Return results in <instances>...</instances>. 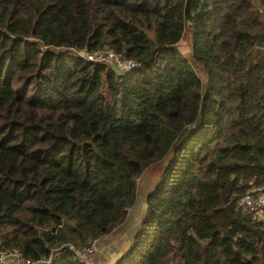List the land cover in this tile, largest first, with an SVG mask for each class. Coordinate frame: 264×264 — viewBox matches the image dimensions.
<instances>
[{
    "label": "trees",
    "instance_id": "16d2710c",
    "mask_svg": "<svg viewBox=\"0 0 264 264\" xmlns=\"http://www.w3.org/2000/svg\"><path fill=\"white\" fill-rule=\"evenodd\" d=\"M162 159L108 264H264V0H0V252L91 264Z\"/></svg>",
    "mask_w": 264,
    "mask_h": 264
},
{
    "label": "built area",
    "instance_id": "2783aa9c",
    "mask_svg": "<svg viewBox=\"0 0 264 264\" xmlns=\"http://www.w3.org/2000/svg\"><path fill=\"white\" fill-rule=\"evenodd\" d=\"M73 53L87 61L99 64H105L112 67L116 74L123 73L135 68L138 63L133 59H128L121 54L115 53L107 47L84 52L82 50H73ZM241 205L249 210H260L264 207V190L254 193L245 194L240 197ZM129 208H126L128 211ZM97 240H93L90 244L71 248L73 253L80 259H86L91 255ZM11 261L13 264H47L48 259H27L22 258L16 251L0 252V264Z\"/></svg>",
    "mask_w": 264,
    "mask_h": 264
},
{
    "label": "rangeland",
    "instance_id": "374dc122",
    "mask_svg": "<svg viewBox=\"0 0 264 264\" xmlns=\"http://www.w3.org/2000/svg\"><path fill=\"white\" fill-rule=\"evenodd\" d=\"M188 33H189L188 29L184 30V34L181 37V39L178 41L177 46H178V49L180 50V52L190 59L196 73L200 77H202V74H201L202 72L200 69L201 65L199 63L193 62L190 58V39H189ZM164 162H165V160L162 159L160 162H156V163L150 165L146 170L143 171V173L137 179V195L139 196L140 199H142V201L144 200L145 194L151 189V187L155 183V181L157 179V174L160 172L161 167H162ZM141 207H142V205H140L138 203V201L136 203H134V206L130 207L129 210L126 211V219L128 220V216L132 211H133L132 216L136 217L138 212H140ZM142 209H143V207H142ZM259 214L263 217L264 211L260 212ZM132 229H134V226L130 225L127 232L121 238H119V237L105 238V240L104 239L100 240L99 244H98V240H97L96 244L94 246V250L90 256L95 254V252L96 253H103V250L106 248H107V252H111L110 254H112V252L117 253L120 250V249L118 250V244L122 241V239H129V236L132 232ZM118 238L120 239V241L118 242L117 245H115L114 243L117 241ZM101 250H102V252H101ZM102 256L103 257H100L99 259L104 261V262H107L106 258H109V256L106 254H102ZM8 263L13 264L11 261H7L3 264H8Z\"/></svg>",
    "mask_w": 264,
    "mask_h": 264
},
{
    "label": "crops",
    "instance_id": "0c3cea01",
    "mask_svg": "<svg viewBox=\"0 0 264 264\" xmlns=\"http://www.w3.org/2000/svg\"><path fill=\"white\" fill-rule=\"evenodd\" d=\"M139 199L140 198L137 195L136 202L138 201V203L140 205H142V207H143V201L144 200L142 201V199H140V200ZM142 207H141L140 212H138V214L136 215V217L132 216V212H133L132 211L129 214V216H128V220L125 219L120 225L115 227L111 232L99 237L98 238V244H99L100 240H102V239L105 240V238H116V237L121 238L127 232V230H128L130 225L134 226V228H135V226L137 225V222L140 219V216H141V213H142ZM133 231H134V229H132V232H131V234L129 236V239H122V241L118 244V242L120 241V239L118 238L117 241L114 243L115 245L118 244V250L120 249L117 253L112 252V254H110L111 252H107V248H106V249L103 250V253H96L95 252V254L90 256L88 262L91 263V264H108V263L112 262L115 258H117L119 256V254H121L126 249L128 244L130 243ZM101 252H102V250H101ZM102 254H106V255L109 256V258H106L107 262H104V261L99 259L100 257H103Z\"/></svg>",
    "mask_w": 264,
    "mask_h": 264
}]
</instances>
